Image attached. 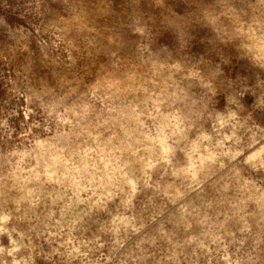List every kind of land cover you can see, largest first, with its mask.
Listing matches in <instances>:
<instances>
[{"label": "rangeland", "instance_id": "obj_1", "mask_svg": "<svg viewBox=\"0 0 264 264\" xmlns=\"http://www.w3.org/2000/svg\"><path fill=\"white\" fill-rule=\"evenodd\" d=\"M0 264H264V0H0Z\"/></svg>", "mask_w": 264, "mask_h": 264}]
</instances>
